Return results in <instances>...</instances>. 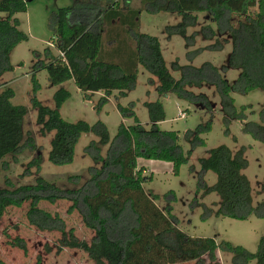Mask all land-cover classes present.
I'll return each instance as SVG.
<instances>
[{
	"label": "trees",
	"instance_id": "1",
	"mask_svg": "<svg viewBox=\"0 0 264 264\" xmlns=\"http://www.w3.org/2000/svg\"><path fill=\"white\" fill-rule=\"evenodd\" d=\"M89 1L61 9L53 19V43L60 55L55 57L48 50L45 53L48 63L37 55L39 62L33 68L35 90L39 88L35 74L47 70L54 86L73 81L85 98L102 92L107 96L118 92L124 97L136 89L142 66L159 80L157 92L160 95L173 93L208 112L213 111L208 98L196 96L187 88L215 87L226 127L233 120L246 119L245 113L236 108L233 93L242 96L255 91L264 93V0H142L147 13L164 11L181 17V22L167 27L166 32L169 37L184 38L187 48L194 46L197 35L189 36L188 30L197 26L198 14H208L215 26L214 29L211 25L201 29L205 40L228 36L224 43L216 41L214 45L187 54L188 60L194 61L204 51L221 52L225 44L231 43L232 53L222 72L211 63L196 68L176 62L175 70L182 72L180 80L171 75L159 39L138 31L141 11L132 9L133 0H109L106 6L101 0ZM27 5V0H0V10L6 9L9 13L6 19L0 17V79L13 70L12 53L29 41L15 18L27 12ZM229 70L241 72L233 85L222 75ZM70 96L61 88L54 97V108L44 106L37 99H33L32 104L37 111L41 134H54L48 157L54 166L73 163L82 135L92 133L98 137V143L93 141L85 149V154L95 164L89 168L90 178L78 186L79 176L70 177L77 185L74 189H61L43 178L31 186L0 188V218L10 208L29 204L27 220L32 227L41 232L59 233V251H81L93 264H206L205 257L209 264H220L218 251L232 255V264L254 261L264 264V237L256 253L229 242L217 244L213 238L191 237L178 228L179 220L172 215L173 208L168 206L162 211L155 203L159 197L144 190L149 179L144 175L145 170L138 168V160L171 164L173 174L179 176L193 152L206 146L202 136L212 131V120L185 133V140L190 144L186 153L179 144L178 132L161 130L166 112L159 101L145 103L151 122L149 130L142 126L134 111L135 105L131 103L128 107L119 106L118 111L124 119L133 120V124L121 123L111 142L108 128L102 122L91 126L84 121L69 123L62 118L60 109ZM13 98L11 89L0 94V169L5 158L20 151L24 141L23 124L28 109L14 105ZM244 132L264 144V125L247 123ZM226 133L229 134L228 130ZM105 147L108 150L103 156ZM245 153L244 147L234 153L220 146L209 150L208 157L199 161L201 175L197 190L205 196L213 193L219 196L217 218L247 221L255 216L264 219V202L254 207L252 186L244 174L249 167ZM40 166V161L36 160L28 170ZM209 172L217 176L213 186H208L203 179V174ZM165 197L170 204L176 201L174 191ZM59 201L69 202L70 212L81 216L84 226L93 233L90 242L80 240L74 230H67L62 217L40 207L41 203L54 205ZM12 245L26 250L23 240L16 239Z\"/></svg>",
	"mask_w": 264,
	"mask_h": 264
},
{
	"label": "rangeland",
	"instance_id": "2",
	"mask_svg": "<svg viewBox=\"0 0 264 264\" xmlns=\"http://www.w3.org/2000/svg\"><path fill=\"white\" fill-rule=\"evenodd\" d=\"M89 2V0H27V12L15 16L20 22L19 29L28 35L29 41L19 45L12 53L13 70L0 79V94L11 89L14 92L12 103L25 106L28 109V115L23 124L22 148L17 154L5 158L0 169V188L15 189L21 186H31L35 185L39 178H43L61 189H74L77 185L70 181V177L79 176L78 186H81L90 178L89 168L95 166L85 154V149L91 142H99L98 137L92 133L84 134L80 138L75 148L72 164L54 166L49 162L50 144L54 134L47 136L41 134V128L37 124V111L34 110L32 104L33 99H37L44 106L54 108V97L59 89L64 88L71 96L60 109L62 118L69 123L84 121L91 126L102 122L108 128L111 142L116 138L121 123L126 126L133 124V120L124 119L121 116L118 111L119 106L128 107L134 103L136 116L142 126L149 130L151 122L145 103L159 101L166 112V121L162 122L161 130L178 132L179 144L186 153L190 150V144L185 140V133L188 130H195L200 124H206L212 120V131L202 136L206 141V146L193 152L188 164L182 166L179 176L173 174V167L167 165L168 163L138 160V168L145 170L144 175L149 179L144 184V190L149 195L159 197L155 203L162 211H165L168 206L173 208L172 215L179 220L178 228L187 235L194 238H213L217 244L229 242L251 253H256L259 241L264 237V219H258L255 216L247 221L217 218L216 213L220 205L219 196L215 193L205 196L197 189L201 175L199 161L208 157L209 150L226 146L237 153L244 147L245 157L249 162V167L244 174L252 186L254 207L264 202V144L244 132L247 123L254 122L264 125V93L255 91L245 96L233 93L236 108L245 113L246 119L244 121L233 120L230 126L226 127L223 121L221 99L215 87L203 85L201 88H187L196 96L204 95L208 98L213 105V111L208 112L206 108L181 100L173 93L160 95L157 92L159 80L142 66L139 67L136 89L127 92V96L124 97L118 92H114L112 96H107L102 92L89 94L85 98L73 81L54 86L49 80L47 70L35 74L39 83V88L35 90L33 68L39 62L37 55H40V60L45 63L49 62L45 56L48 50L55 57L60 55L50 44L55 39L52 28L53 19L61 9ZM101 2L103 6L109 4V0H101ZM131 7L133 10L141 11L138 31L159 39L166 65L175 80H180L182 76V72L174 68L176 62L180 66L196 68H200L205 63H211L221 72L223 67L227 66L228 58L232 53L231 43L225 44L221 52L204 51L194 61H189L187 58L189 52L205 49L214 45L216 41L224 43L228 39L227 35H218L211 41L205 40L201 29L208 25L215 27L209 20L208 14L197 15L199 19L197 26L188 30L189 36L197 35L194 46L187 48L184 38L169 37L166 32L167 27L181 22L180 16L164 11L158 14L147 13L143 10L142 0H133ZM8 16V10H0L2 19ZM240 73L238 70H229L222 75L230 85H233ZM227 130L229 134L226 133ZM107 150L108 147L103 149V156L106 155ZM36 160L40 161V168L33 167L28 170L29 165ZM203 179L208 186H213L217 181V176L209 172L203 174ZM170 191L176 193V201L172 204L167 202L165 197ZM40 207L53 215L62 217L66 221L67 230H74L80 240L91 241L93 233L84 226L77 212H70L69 202L59 201L54 205L41 203ZM28 210L29 204L19 208L13 207L0 218V264H93L81 251L69 249L59 251L61 235L57 232H41L32 227L27 220ZM16 239L25 242L26 250L12 245ZM217 257L220 264H232L230 254L218 251ZM204 259L206 264H209L208 258ZM251 264H256V262Z\"/></svg>",
	"mask_w": 264,
	"mask_h": 264
},
{
	"label": "crops",
	"instance_id": "3",
	"mask_svg": "<svg viewBox=\"0 0 264 264\" xmlns=\"http://www.w3.org/2000/svg\"><path fill=\"white\" fill-rule=\"evenodd\" d=\"M162 125V123L160 124V126ZM142 161H145V162H147L146 160H142ZM151 162H153V161H151ZM167 165H170V166H172L171 164H167Z\"/></svg>",
	"mask_w": 264,
	"mask_h": 264
},
{
	"label": "built area",
	"instance_id": "4",
	"mask_svg": "<svg viewBox=\"0 0 264 264\" xmlns=\"http://www.w3.org/2000/svg\"><path fill=\"white\" fill-rule=\"evenodd\" d=\"M54 41V40H53ZM52 46H54L55 47V45H54V43L52 42V43H50Z\"/></svg>",
	"mask_w": 264,
	"mask_h": 264
}]
</instances>
